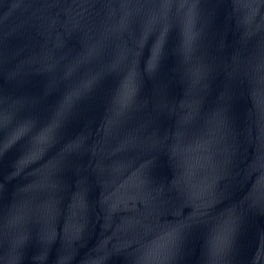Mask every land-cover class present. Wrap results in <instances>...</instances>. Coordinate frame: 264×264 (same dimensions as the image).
Returning a JSON list of instances; mask_svg holds the SVG:
<instances>
[{"label":"water","instance_id":"obj_1","mask_svg":"<svg viewBox=\"0 0 264 264\" xmlns=\"http://www.w3.org/2000/svg\"><path fill=\"white\" fill-rule=\"evenodd\" d=\"M0 264H264V0H0Z\"/></svg>","mask_w":264,"mask_h":264}]
</instances>
